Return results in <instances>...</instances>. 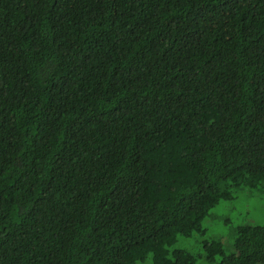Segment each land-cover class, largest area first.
Segmentation results:
<instances>
[{
  "label": "trees",
  "instance_id": "trees-1",
  "mask_svg": "<svg viewBox=\"0 0 264 264\" xmlns=\"http://www.w3.org/2000/svg\"><path fill=\"white\" fill-rule=\"evenodd\" d=\"M264 0H0V264H264Z\"/></svg>",
  "mask_w": 264,
  "mask_h": 264
},
{
  "label": "rangeland",
  "instance_id": "rangeland-1",
  "mask_svg": "<svg viewBox=\"0 0 264 264\" xmlns=\"http://www.w3.org/2000/svg\"><path fill=\"white\" fill-rule=\"evenodd\" d=\"M239 224L264 225V191L241 189L231 200H221L204 219V235H198V250L205 238L227 240L232 228Z\"/></svg>",
  "mask_w": 264,
  "mask_h": 264
}]
</instances>
